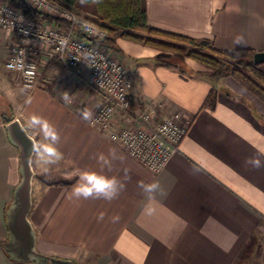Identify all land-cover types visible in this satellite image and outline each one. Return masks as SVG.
Instances as JSON below:
<instances>
[{"label": "crops", "instance_id": "crops-1", "mask_svg": "<svg viewBox=\"0 0 264 264\" xmlns=\"http://www.w3.org/2000/svg\"><path fill=\"white\" fill-rule=\"evenodd\" d=\"M145 6L159 29L207 38L221 49L264 51V0H145ZM73 7L98 18L95 1ZM15 41L23 38L0 29V241L8 240L7 206L21 180L5 110L36 138L35 167L62 160L73 168L72 178L61 172L65 178L34 187L30 219L39 251L75 262L86 254L87 264H264L262 100L232 76L209 78L192 58L162 65L159 49L117 38L121 51L108 49L131 73L132 109H148L157 120L179 113L190 122L179 151L155 173L91 122L101 96L88 84L87 68L70 73L54 62L47 72L55 80L27 89L20 73L6 67ZM32 56L43 61L46 54ZM212 89L214 108L205 105ZM124 125L117 114L114 126ZM113 179L112 199L96 193V180ZM149 184L158 187L149 193ZM76 187L93 194L77 196ZM253 235L252 254L238 261ZM0 264L39 263L16 261L0 245Z\"/></svg>", "mask_w": 264, "mask_h": 264}, {"label": "built area", "instance_id": "built-area-1", "mask_svg": "<svg viewBox=\"0 0 264 264\" xmlns=\"http://www.w3.org/2000/svg\"><path fill=\"white\" fill-rule=\"evenodd\" d=\"M25 1L34 9L67 20L70 27L36 21L9 0H0V29L23 38L22 42L13 43L7 69L20 73L24 86L33 89L40 83L55 80L47 72L48 69L54 71V62L70 73L87 68V82L101 96L91 122L149 170L161 172L179 151L190 122L184 121L179 113L157 120L148 109H132L131 73L100 42L107 32L95 22L60 1ZM38 51L45 52L43 61L32 56ZM117 114L124 118V126H114Z\"/></svg>", "mask_w": 264, "mask_h": 264}, {"label": "trees", "instance_id": "trees-1", "mask_svg": "<svg viewBox=\"0 0 264 264\" xmlns=\"http://www.w3.org/2000/svg\"><path fill=\"white\" fill-rule=\"evenodd\" d=\"M9 1L36 21L48 22L66 29L70 27L67 20L34 9L25 0ZM55 1L69 6L79 1L89 3L95 1L98 18L91 21L107 32V36L100 42L108 48L121 51L117 45V38L124 37L159 49L161 52L156 56V61L162 65H182L185 58H192L208 69L209 78L218 80L232 76L264 102V71L260 67L262 62H254L255 49H221L215 47L207 38H194L154 27L149 23L145 0ZM78 34L83 35L80 31ZM215 103L216 90L212 89L205 100V105L214 108ZM6 115L7 113H2L3 118ZM10 117L13 118V115ZM256 241V236L253 235L239 254L238 261L252 254ZM6 242L7 240L0 241V245L5 248Z\"/></svg>", "mask_w": 264, "mask_h": 264}, {"label": "water", "instance_id": "water-1", "mask_svg": "<svg viewBox=\"0 0 264 264\" xmlns=\"http://www.w3.org/2000/svg\"><path fill=\"white\" fill-rule=\"evenodd\" d=\"M254 62H264V51H256ZM9 139L20 153L21 180L16 185L13 198L6 211L8 240L5 251L9 256L21 262L39 264H77L73 259L45 254L37 248V231L31 222L30 213L34 202V155L37 140L29 132L20 118L5 116Z\"/></svg>", "mask_w": 264, "mask_h": 264}, {"label": "rangeland", "instance_id": "rangeland-1", "mask_svg": "<svg viewBox=\"0 0 264 264\" xmlns=\"http://www.w3.org/2000/svg\"><path fill=\"white\" fill-rule=\"evenodd\" d=\"M220 80L224 82L222 78ZM4 113H5V110H4ZM30 133L32 134V132ZM34 168L36 171V175L34 177V187L36 186L42 187L45 184V182H51V181L53 182L61 178H65V174H60L61 172L67 173L69 177L71 178L73 177L72 175H74L73 168L71 167V165L62 160L59 161L58 163L53 164L50 167L38 168V167H35L34 165ZM76 263L77 264H87V255L84 254L80 259L77 260Z\"/></svg>", "mask_w": 264, "mask_h": 264}, {"label": "clouds", "instance_id": "clouds-1", "mask_svg": "<svg viewBox=\"0 0 264 264\" xmlns=\"http://www.w3.org/2000/svg\"><path fill=\"white\" fill-rule=\"evenodd\" d=\"M241 42V38L237 37L236 43H240ZM65 99H67V97H65ZM57 159H59V155H57L56 157ZM101 159H104L103 156L100 157ZM252 164L255 167H261V161L259 159H253ZM93 179H95V177H93ZM116 181L113 180H96V184H95V191L97 194L99 195H103L104 198L106 199H112L115 195H116ZM145 191L151 193L153 192L158 186L156 184H149V185H145ZM74 193L77 196L83 195L85 198H87L89 195H92V189H88L87 191H83L81 189V187H76L74 189ZM102 218V217H101ZM114 219H118L114 218Z\"/></svg>", "mask_w": 264, "mask_h": 264}]
</instances>
